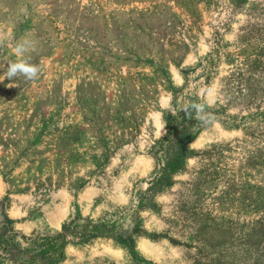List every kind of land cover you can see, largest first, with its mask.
<instances>
[{
    "label": "rangeland",
    "instance_id": "rangeland-1",
    "mask_svg": "<svg viewBox=\"0 0 264 264\" xmlns=\"http://www.w3.org/2000/svg\"><path fill=\"white\" fill-rule=\"evenodd\" d=\"M24 38L0 264H264V0H0V66Z\"/></svg>",
    "mask_w": 264,
    "mask_h": 264
},
{
    "label": "clouds",
    "instance_id": "clouds-1",
    "mask_svg": "<svg viewBox=\"0 0 264 264\" xmlns=\"http://www.w3.org/2000/svg\"><path fill=\"white\" fill-rule=\"evenodd\" d=\"M35 42L30 38H24L16 42L13 54L18 59L14 61H8L7 66H0V69H5L2 73L4 77L9 80H15L23 77L27 80H33L38 78L40 74V67L36 64L31 63L26 57L27 54L34 49ZM189 109L193 110L199 118L208 123L211 117L205 112V106L203 104L194 103L188 106ZM186 111L188 109H185Z\"/></svg>",
    "mask_w": 264,
    "mask_h": 264
},
{
    "label": "trees",
    "instance_id": "trees-1",
    "mask_svg": "<svg viewBox=\"0 0 264 264\" xmlns=\"http://www.w3.org/2000/svg\"><path fill=\"white\" fill-rule=\"evenodd\" d=\"M188 110L183 111V113L180 116H175L172 114H168L167 115V127L169 129V134L172 133V131L175 130L177 124L179 123L180 119H184V120H188L191 119L196 113L187 108ZM168 141L170 140V137H168L167 139ZM166 172V171H165ZM166 173L163 174V176H161V180L159 182L158 185H162L164 182V180L166 179ZM63 230H65V232L63 234H57L56 236H53L50 241H60V242H65L67 240V237L70 235H77L79 237H83L84 235H87L85 233H90L86 230H79L78 226L73 225V227L70 228L69 225H65L63 226Z\"/></svg>",
    "mask_w": 264,
    "mask_h": 264
}]
</instances>
